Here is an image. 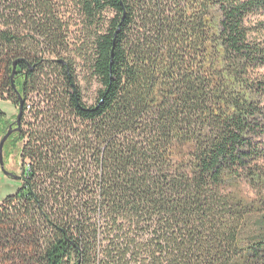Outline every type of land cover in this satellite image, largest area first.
Instances as JSON below:
<instances>
[{"label": "trees", "instance_id": "trees-1", "mask_svg": "<svg viewBox=\"0 0 264 264\" xmlns=\"http://www.w3.org/2000/svg\"><path fill=\"white\" fill-rule=\"evenodd\" d=\"M0 96L6 258L264 264V0H0Z\"/></svg>", "mask_w": 264, "mask_h": 264}, {"label": "rangeland", "instance_id": "rangeland-1", "mask_svg": "<svg viewBox=\"0 0 264 264\" xmlns=\"http://www.w3.org/2000/svg\"><path fill=\"white\" fill-rule=\"evenodd\" d=\"M111 16V14H110ZM76 30V28H74ZM79 29V28H78ZM86 53V49L83 51ZM86 55V54H85ZM77 69L84 76L88 72L87 63L84 58L78 59ZM86 85V82L83 81ZM88 86V85H87ZM90 87V86H89ZM97 84L93 85L90 89H86V100L91 103L94 97V91ZM34 101H39L38 98H34ZM33 100L30 103L33 104ZM19 113V107L16 106L10 99L2 98L0 96V142L3 137L7 134L10 127L16 126V120ZM23 141L19 140V136L14 132L7 139L4 145L3 158L5 162V167L8 171L12 172L16 176H22L23 171V161L21 158V149ZM21 187L20 179H14V177L5 175L1 169L0 164V199L3 201L8 195L16 193V191ZM5 251L0 250V264H21L20 258H6ZM14 256V255H13Z\"/></svg>", "mask_w": 264, "mask_h": 264}, {"label": "water", "instance_id": "water-1", "mask_svg": "<svg viewBox=\"0 0 264 264\" xmlns=\"http://www.w3.org/2000/svg\"><path fill=\"white\" fill-rule=\"evenodd\" d=\"M16 66H17V63L14 64V70H16ZM23 105H24V102L22 100L21 103H20V106H19V113H18L17 120H16V125L17 126L16 127H12L11 126L9 131L7 132V134L3 137V139L0 142V164H1V169L4 172L5 175L14 177V179H17V180L21 179V177L14 175L12 172L8 171L6 169V167H5V162H4V158H3V151H4L5 142L11 136V134L14 133V132H19L21 130V118H22V115H23Z\"/></svg>", "mask_w": 264, "mask_h": 264}, {"label": "flooded vegetation", "instance_id": "flooded-vegetation-1", "mask_svg": "<svg viewBox=\"0 0 264 264\" xmlns=\"http://www.w3.org/2000/svg\"><path fill=\"white\" fill-rule=\"evenodd\" d=\"M16 126H17V125H16ZM16 126H15V127H16Z\"/></svg>", "mask_w": 264, "mask_h": 264}]
</instances>
